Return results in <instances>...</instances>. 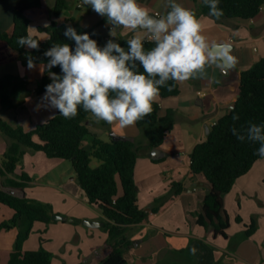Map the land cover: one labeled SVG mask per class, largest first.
Wrapping results in <instances>:
<instances>
[{
    "label": "crops",
    "instance_id": "1",
    "mask_svg": "<svg viewBox=\"0 0 264 264\" xmlns=\"http://www.w3.org/2000/svg\"><path fill=\"white\" fill-rule=\"evenodd\" d=\"M7 1L10 13H14L19 0H0V3ZM46 1L52 13L57 0ZM136 3L157 20L166 18L173 5L194 10L209 49L216 52L219 51L216 45H230L235 63L233 69L229 68L228 73H224L217 67L218 61H209L202 71L194 73L187 81L179 82L181 92L177 97L161 100L163 113L175 110L176 125L154 157L149 153L138 158V203L149 216L143 222L133 224L128 231L132 244L125 252L127 264H264V158L256 162L225 196V209L230 220L228 238L216 234L212 225L206 228L197 223L195 215L203 210L210 183L203 174L192 173L190 159L196 145L208 139L214 124L234 108L240 95L243 73L264 58V6L252 19L219 21L199 14L205 0H136ZM67 20L97 33L103 48L110 40L115 43L122 38L153 40L146 29L114 25L106 16L94 12L90 5H84L82 0H70L69 9L61 16L38 21L30 25L37 31L29 28V32L45 41L48 34L40 31V27H47L52 21L63 24ZM13 24L11 16L0 20V33L11 29ZM7 48L0 43V78L7 74L21 75L28 79L30 89L35 91L46 74L47 65L33 63L34 67L29 69L25 57L5 60V52L12 53ZM46 96L47 92L33 94L15 110L0 109V117L31 130L58 112L51 100L45 99ZM89 123L91 131L106 141L113 138L112 133L131 140L142 137L137 121L121 127L118 122L109 124L91 114ZM9 142L0 130L2 189H16L19 197L48 203L52 205L54 215L63 217L52 219L48 224L36 222L24 250L48 251L53 255L52 264H79L84 261L100 264L110 253L106 247L109 236L107 219L98 206L89 203L73 162L50 158L42 151H30L17 170L18 175L25 173L32 178L29 185L25 189L5 187L6 177L1 174L2 158ZM154 158L162 160L158 162ZM8 177L20 180L14 175ZM174 183L182 184L178 193ZM33 186L40 187L41 194H31L29 188ZM46 190L53 192L56 200L46 198ZM55 201L61 202V208H57ZM14 213L11 207L0 205V223L11 219ZM254 219L257 230L247 237V225ZM85 221L99 224L92 227ZM18 233V228L0 230V251L11 255Z\"/></svg>",
    "mask_w": 264,
    "mask_h": 264
},
{
    "label": "trees",
    "instance_id": "2",
    "mask_svg": "<svg viewBox=\"0 0 264 264\" xmlns=\"http://www.w3.org/2000/svg\"><path fill=\"white\" fill-rule=\"evenodd\" d=\"M264 6V0H219L218 8L223 15L216 20L231 18L252 19ZM70 7V0H57L51 13L46 0H19L14 9V24L11 29L0 33V43L12 51L5 52V60L25 57V63H42L48 65L51 57L45 53L56 44H68L75 52V41L64 33L72 27L78 35L88 34L90 39L103 50L100 36L92 30L82 28L67 20L63 24L52 21L40 31L48 34L39 41L38 49L17 43L22 36L31 35L30 25L53 16L59 17ZM211 0L204 3L199 14L209 15ZM32 36V35H31ZM129 38L118 40L125 52H128ZM147 54L156 43L154 40L141 41ZM113 55H119L113 52ZM135 65L133 68L132 66ZM126 66L134 73L144 74L139 61H128ZM50 73L62 77L60 66L47 67L46 74L38 88L30 89L26 77L7 74L0 78V109L15 110L24 105L33 94L42 95L47 86L52 84ZM151 78V77H150ZM153 79L158 80L159 77ZM179 82L169 79L160 89V95L152 105V112L138 120L143 140L111 138L106 141L91 131L90 112L78 106V114L73 118H65L59 109L55 116L39 123L35 128L27 130L19 123L10 122L0 117V130L9 139L8 148L2 158V176L6 177L5 187L25 189L32 178L23 173L17 174L19 165L30 151H42L50 158L72 161L76 169L79 183L86 193L88 201L98 206L106 217L108 239L106 247L110 253L100 264H127L126 250L131 246L128 231L133 224L146 220L149 214L138 203V185L136 181V165L138 158L148 155L162 147L167 135L176 125V112L173 109L163 113L161 100L177 97L180 94ZM116 98V93H110ZM259 129V132L253 129ZM264 58L242 75L240 95L234 108L211 128L206 141L196 145L190 155L191 169L194 175L203 174L210 183L203 210L196 213L197 223L209 228L214 226L216 234L228 238L230 228L229 215L225 209V196L232 191L236 182L248 174L256 162L264 158L260 150L264 148ZM98 160L99 165L94 166ZM155 161L162 159L154 158ZM14 175L20 180L8 177ZM182 189V184L174 183ZM161 198L158 199V202ZM0 205H7L14 210V216L0 223V230L18 228L19 233L14 250L10 255V264H52L53 255L46 250L25 251L24 244L33 232L36 222L51 223L54 215L52 205L19 197L2 189L0 184ZM257 230L256 220L247 225L246 236H252ZM79 264H89L81 262Z\"/></svg>",
    "mask_w": 264,
    "mask_h": 264
},
{
    "label": "clouds",
    "instance_id": "3",
    "mask_svg": "<svg viewBox=\"0 0 264 264\" xmlns=\"http://www.w3.org/2000/svg\"><path fill=\"white\" fill-rule=\"evenodd\" d=\"M100 16H106L114 25L125 28H143L151 33L156 46L147 54L139 38L128 41V52L113 43L101 50L88 34L78 35L72 27L64 33L75 41V52L68 44H56L45 55L51 57L47 67L60 66L63 76L50 73L53 83L47 86L51 104L65 118L78 114V106L98 120L121 127L133 125L152 112V105L160 89L169 79L184 82L202 71L209 61L217 62L222 72L234 67L230 45H216L213 52L201 35V23L194 10L173 5L166 18L153 19L148 10L138 6L136 0H82ZM208 3V0H205ZM219 0H211L210 16L219 19L223 10ZM36 32L35 28H30ZM17 43L38 49L39 41L31 35L22 36ZM113 52L119 55H113ZM139 61L144 73H134L126 63ZM29 69L34 67L29 58ZM133 68L135 65L132 66ZM151 77V78H150ZM159 77L158 80L153 79ZM115 92L116 98L110 93ZM55 94V95H53ZM259 132V129H253ZM264 139V137H254ZM264 156V148L260 150Z\"/></svg>",
    "mask_w": 264,
    "mask_h": 264
},
{
    "label": "rangeland",
    "instance_id": "4",
    "mask_svg": "<svg viewBox=\"0 0 264 264\" xmlns=\"http://www.w3.org/2000/svg\"><path fill=\"white\" fill-rule=\"evenodd\" d=\"M13 11H11V13H10V11H9V7H8V1L7 2H5V3H0V20L1 21H4V20H7L8 19V17L10 18V16L11 17H13V20H14V13H12ZM104 49V48H103ZM138 140H143V138L141 137L140 139H138ZM263 159V158H262ZM96 162H94V166H97V163L99 162L98 160H95ZM29 191L31 192V194H41V192H42V189L40 188V187H30L29 188ZM45 195V197L46 198H49V199H53L54 198V200H56L55 199V194L53 193V192H49L48 190H46V192L44 193ZM56 202V204H57V208H61V206H62V204H61V202L60 201H55ZM245 211V210H244ZM236 222V221H235ZM235 224H237V222L235 223ZM234 224V225H235ZM251 224V223H250ZM249 224V225H250ZM238 225V224H237ZM41 235V234H40ZM39 235V236H40ZM43 236V235H42ZM32 244H33V242H32ZM85 262H88L89 264H91L89 261H85ZM0 264H10V254H7L6 252H4V251H0Z\"/></svg>",
    "mask_w": 264,
    "mask_h": 264
},
{
    "label": "water",
    "instance_id": "5",
    "mask_svg": "<svg viewBox=\"0 0 264 264\" xmlns=\"http://www.w3.org/2000/svg\"><path fill=\"white\" fill-rule=\"evenodd\" d=\"M149 16H150L151 18L155 19L152 15H149ZM233 68H234V67H230V69H233ZM112 136H113V139H114V140H121V139H124V138H125V137H123L122 135H118V134H116V133H112ZM157 153H158L157 150H153L152 152H150L149 156H150V157H154ZM6 191L9 192V193H11V194L18 195L16 189H10V190H6ZM52 219H53V220H60V219H63V217L60 216V215H56V214H55V215L52 216ZM85 224L94 227V226H97V224H99V223H96V222H90V221H85ZM101 224H104V223H101Z\"/></svg>",
    "mask_w": 264,
    "mask_h": 264
},
{
    "label": "built area",
    "instance_id": "6",
    "mask_svg": "<svg viewBox=\"0 0 264 264\" xmlns=\"http://www.w3.org/2000/svg\"><path fill=\"white\" fill-rule=\"evenodd\" d=\"M224 73H228V71H227V72H224ZM215 124H216V123H215ZM215 124H214V125H215Z\"/></svg>",
    "mask_w": 264,
    "mask_h": 264
}]
</instances>
